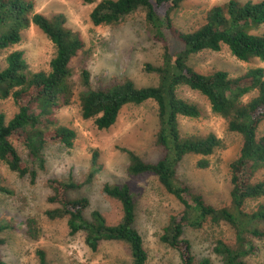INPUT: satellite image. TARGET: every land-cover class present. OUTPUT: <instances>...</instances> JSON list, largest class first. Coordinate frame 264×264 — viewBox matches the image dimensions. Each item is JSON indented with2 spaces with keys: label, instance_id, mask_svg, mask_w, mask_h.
<instances>
[{
  "label": "trees",
  "instance_id": "trees-1",
  "mask_svg": "<svg viewBox=\"0 0 264 264\" xmlns=\"http://www.w3.org/2000/svg\"><path fill=\"white\" fill-rule=\"evenodd\" d=\"M185 1L84 0L86 4L95 3L90 14L95 25H116L129 14L144 10L151 37L161 45L163 52L161 64L147 63L145 67L159 75L157 85L153 86L138 87L126 77L93 88L90 71L84 68L81 78L89 89L80 97L81 115L85 119L94 118L98 128L108 129L117 122L125 105L155 101L161 157L150 162L134 150H125L130 158L127 172L133 176L155 175L182 207L178 214L170 217L161 240L178 252L182 264H209L208 258L196 259L184 229L186 226L201 228L207 222L226 223L235 230L234 241L218 238L213 250L221 255L224 264H250L247 257L257 247L249 236L264 237V204L252 211L246 210L248 201L264 197V179L254 181L255 174L264 168V67L252 66L237 76L226 69L207 73L192 66L190 58L205 50L219 51L227 45L242 61L264 62V33L252 32L264 24V0L245 3L228 0L215 5L206 12L204 23L190 31L178 27L174 19V13ZM65 22L63 15L48 17L37 12L32 0H0V52L19 44L22 31L31 23L42 29L56 48L49 71H30L25 52L20 49L10 52L6 66L0 68V97H12L18 108L10 119L0 112V162L19 177L28 175L32 183L37 180L38 170L24 159L16 143L25 146L30 159L43 170V148L57 143L71 148L77 135L75 129L57 124L55 116L56 110L71 102V62L85 45L80 33L67 27ZM183 85L206 96L212 110L226 119L228 129L241 137L239 153L229 166L231 207L208 203L202 193L177 179V169L186 155L207 157L221 145V139L214 133L199 137L182 135L179 117L196 119L202 115L197 104L178 94V88ZM198 166L208 167V159L202 158ZM97 167L98 154L94 153L92 170L84 181H78L73 175L64 179L48 178L47 203L51 208L46 211L47 216L66 218L70 234L84 232L88 245L94 250L103 241L125 242L130 247L133 264H149V252L137 226L136 195L129 183H107L104 187L122 206L123 216L116 224H110L100 210H93L91 218L87 217L90 199L71 195L93 181ZM0 191L13 193L1 181ZM25 225L29 233H37L36 220L32 217L11 221L0 216V232L24 230ZM7 241L0 236V264H7L3 254ZM36 253L39 264H49L44 249L39 248Z\"/></svg>",
  "mask_w": 264,
  "mask_h": 264
},
{
  "label": "rangeland",
  "instance_id": "rangeland-1",
  "mask_svg": "<svg viewBox=\"0 0 264 264\" xmlns=\"http://www.w3.org/2000/svg\"><path fill=\"white\" fill-rule=\"evenodd\" d=\"M32 1L35 10L48 17L63 15L65 25L80 33L84 39L83 50L71 62V102L61 106L55 114L57 124L75 129L77 135L71 148L59 143L47 144L43 148V170L37 168L30 159L28 149L16 143L24 159L38 170L34 183L28 175L19 177L0 162V181L13 191L11 194L0 191V216L11 221L32 217L38 228L35 235L29 233L26 225L24 230L0 232V236L8 240L3 249L7 264H39L36 253L39 248L46 251L49 264H133L127 243L103 241L94 250L88 245L84 232L70 234L66 218L52 219L46 214L51 208L47 203V195L50 193L47 179H64L73 175L78 181H84L92 170L94 153L98 154V171L93 181L71 194L90 199L86 216L91 218L93 210H100L110 224L121 221V203L109 196L104 187L107 183H129L136 195L137 226L149 252V264H182L178 252L161 240L170 217L181 211L180 203L166 191L155 175L133 176L127 172L130 158L125 149L134 150L150 162L157 161L162 155V149L157 144L159 121L156 102L149 100L141 104L125 105L117 122L108 129L98 128L95 119H85L80 110L81 94L89 89L81 78L84 68L90 71L93 88L110 85L126 77L132 79L138 87L157 85L158 73L147 71L145 67L147 63L161 64L163 50L151 37L145 11L137 10L116 25H95L90 16L95 3L86 4L84 0ZM227 1L187 0L174 13L175 22L185 31L197 29L204 23L206 12L211 7ZM239 1L245 3L249 0ZM252 32L263 34L264 24ZM16 49L25 52L32 72L49 71L51 59L56 52L54 43L34 23L22 31L19 44L0 52V68L6 66L8 54ZM190 64L207 73L226 69L232 76L243 74L252 66L264 67V62L259 59L250 62L238 59L227 45H223L219 51L205 50L193 55ZM178 94L197 104L202 111V115L196 119L179 117L182 135L199 137L214 133L221 139V145L207 157L186 155L177 169V179L202 193L208 203L217 207H231L229 166L239 153L241 137L228 129L226 119L212 110L208 98L199 91L183 85L178 88ZM17 111L12 97H0V112H4L7 119L12 118ZM202 158L208 159V167L198 166ZM261 179H264V168L254 176V181ZM260 204H264V197L248 201L246 210L257 209ZM184 230L198 261L208 258L209 264H224L221 255L213 250V243L218 238L233 242V227L226 223L207 222L201 228L186 226ZM249 240L257 247L247 257L249 263L264 264V237L250 235Z\"/></svg>",
  "mask_w": 264,
  "mask_h": 264
}]
</instances>
